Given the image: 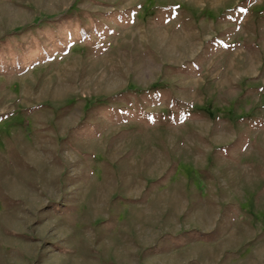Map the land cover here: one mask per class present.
<instances>
[{
	"label": "rangeland",
	"instance_id": "obj_1",
	"mask_svg": "<svg viewBox=\"0 0 264 264\" xmlns=\"http://www.w3.org/2000/svg\"><path fill=\"white\" fill-rule=\"evenodd\" d=\"M0 264H264V0H0Z\"/></svg>",
	"mask_w": 264,
	"mask_h": 264
}]
</instances>
